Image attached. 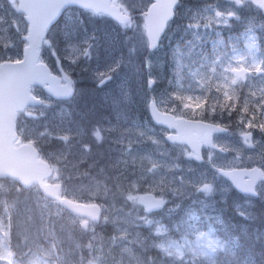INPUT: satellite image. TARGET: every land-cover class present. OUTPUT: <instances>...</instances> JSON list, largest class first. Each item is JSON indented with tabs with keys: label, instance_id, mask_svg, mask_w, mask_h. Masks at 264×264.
<instances>
[{
	"label": "rangeland",
	"instance_id": "1",
	"mask_svg": "<svg viewBox=\"0 0 264 264\" xmlns=\"http://www.w3.org/2000/svg\"><path fill=\"white\" fill-rule=\"evenodd\" d=\"M112 2L131 17L127 26L71 10L61 31L66 43L57 53L50 39L44 58L56 72L67 70L76 93L89 100L80 103L76 95L63 104L44 98L42 107L19 118L22 128L32 121L42 124L35 136L51 143L45 152L55 161L56 177L65 176L55 180L63 184L62 192L80 202H99L102 214L82 231L81 219L37 191L14 189L24 197L9 211L2 203L6 188L0 195V264H260L256 251L232 261L235 244L222 238L221 228H206L208 219L200 220L201 213L216 211L224 223L227 209L247 218L248 200L188 152L182 161L170 160L171 151L162 152L158 128L144 116L152 98L180 115L219 124L230 120L232 134L216 141L210 155L224 166L261 162L264 136L254 138L253 131L264 132V52L258 48L264 44L256 42L264 43V6L253 0H182L161 46L150 53L144 10L151 0ZM2 7L0 62L20 56V36L26 34L19 13ZM121 64L125 70L116 75ZM237 70L245 71L243 78ZM84 81L93 89L85 90ZM146 189L167 199L160 215L138 202ZM259 209L264 218V197ZM251 233L257 236L254 226ZM260 235L264 245V228ZM254 247L251 243L249 249Z\"/></svg>",
	"mask_w": 264,
	"mask_h": 264
},
{
	"label": "water",
	"instance_id": "2",
	"mask_svg": "<svg viewBox=\"0 0 264 264\" xmlns=\"http://www.w3.org/2000/svg\"><path fill=\"white\" fill-rule=\"evenodd\" d=\"M177 2L178 0H153L146 10L144 22L150 50L157 47L167 22L173 18V9ZM67 4H77L95 12L108 13L119 23L127 20L118 7L110 4V0H19V8L25 13L28 22V35L24 37L28 46L23 50L21 61L0 63V177H12L25 187L37 182L41 191L52 198H57L59 185L44 182L50 175L48 164L38 157L37 150L31 144L25 143L15 147L13 142L17 137L15 121L18 111L41 103L40 99L30 93L31 86L43 85L45 91L54 98H69L72 95L73 89L68 76L62 75L66 84L61 85L60 79L53 75L44 63L38 62L42 38ZM149 111L157 124L169 128H176L178 124L182 130L194 128V124H181L170 115L161 113L153 101L149 105ZM239 185L235 183V186L242 190ZM58 201L75 212L97 217L96 206L90 208L92 214L86 206L73 204L66 199ZM142 202L154 209L161 207V203H155L151 197L144 198Z\"/></svg>",
	"mask_w": 264,
	"mask_h": 264
},
{
	"label": "trees",
	"instance_id": "3",
	"mask_svg": "<svg viewBox=\"0 0 264 264\" xmlns=\"http://www.w3.org/2000/svg\"><path fill=\"white\" fill-rule=\"evenodd\" d=\"M3 1L4 0H0V5H2V6L3 5L8 6L7 4L3 3ZM2 6H0V14L2 13V9H3ZM63 20H64V18H61V21H63ZM64 21L66 23H62L61 26L58 25L59 26L58 30H60L59 32L53 31V29L55 27L54 26L53 28H51V30L49 31V33L47 35L48 36V39L49 40L52 39V41L54 42V47L56 49H60L62 47V45H63V42L66 39V38H63L61 36V31H62V26L64 24L69 23V19H65ZM58 38H59V40H58ZM49 45H50V41H49ZM83 85L86 86L85 87V90H88V91L92 90L93 87H94V84L91 83V82H88L87 83V82L84 81V84ZM128 86H129V92H130V94L131 93H134L135 90H133V86H130L129 84H128ZM86 100H89V99L86 98ZM86 100L84 99L83 102H85ZM83 105L86 106L87 104H83ZM136 107H138L137 103H136ZM87 108H88V106L85 107L84 109L81 108V106L78 107V109L79 110H82V111H84V110L88 111ZM41 130H42V124L40 122L39 123H36V122H33L32 121V122H29L28 123V127L26 126V128H22L21 122L19 121L18 124H17V131H18V134H19L18 141L19 142H21V141H31V142H34L35 145L39 148L40 153L41 154H45V151H44L43 148H50V142L49 141H47V142H45V141H39L36 138L35 134L37 132L41 131ZM45 140H47V138ZM10 183L11 184L10 185L8 184V186L6 184H4L3 186L0 185V195L7 188L8 198L4 199V201H2V203H4V204L5 203H8L9 211L11 210V204H14L16 200L24 197V196H21L20 194H17V192L14 190V189H20L21 187H19V185L17 183H13L11 181H10ZM1 188H3V190ZM239 248H242V244H239ZM249 254H253V251L250 250Z\"/></svg>",
	"mask_w": 264,
	"mask_h": 264
},
{
	"label": "flooded vegetation",
	"instance_id": "4",
	"mask_svg": "<svg viewBox=\"0 0 264 264\" xmlns=\"http://www.w3.org/2000/svg\"><path fill=\"white\" fill-rule=\"evenodd\" d=\"M181 146L188 152L189 158L192 159V156L190 154L191 152L188 150V148L186 146H184V145H181ZM212 150H214V146L213 147H210V146H206L204 144H201L200 145V147H199V153L202 156L203 163L210 164V165H214L216 163L215 157H213V156L210 155V153H211ZM182 159H184V156H183ZM261 167H264V165H261Z\"/></svg>",
	"mask_w": 264,
	"mask_h": 264
},
{
	"label": "clouds",
	"instance_id": "5",
	"mask_svg": "<svg viewBox=\"0 0 264 264\" xmlns=\"http://www.w3.org/2000/svg\"><path fill=\"white\" fill-rule=\"evenodd\" d=\"M252 191L255 194V190L253 189ZM260 264H264V259L261 260Z\"/></svg>",
	"mask_w": 264,
	"mask_h": 264
},
{
	"label": "bare ground",
	"instance_id": "6",
	"mask_svg": "<svg viewBox=\"0 0 264 264\" xmlns=\"http://www.w3.org/2000/svg\"><path fill=\"white\" fill-rule=\"evenodd\" d=\"M111 154H113V153H111ZM58 208H60V207H58ZM242 242H243V240H242Z\"/></svg>",
	"mask_w": 264,
	"mask_h": 264
}]
</instances>
